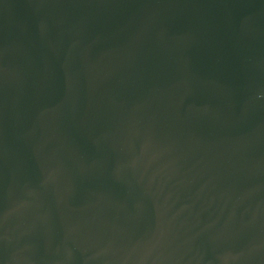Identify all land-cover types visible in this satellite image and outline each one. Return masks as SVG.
Instances as JSON below:
<instances>
[{
  "label": "water",
  "instance_id": "obj_1",
  "mask_svg": "<svg viewBox=\"0 0 264 264\" xmlns=\"http://www.w3.org/2000/svg\"><path fill=\"white\" fill-rule=\"evenodd\" d=\"M0 264H264V0H0Z\"/></svg>",
  "mask_w": 264,
  "mask_h": 264
}]
</instances>
